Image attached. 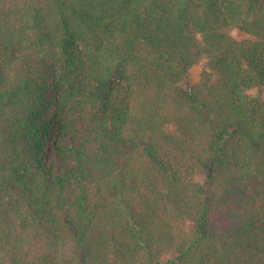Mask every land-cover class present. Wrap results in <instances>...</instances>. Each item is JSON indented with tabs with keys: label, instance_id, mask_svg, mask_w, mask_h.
<instances>
[{
	"label": "trees",
	"instance_id": "trees-1",
	"mask_svg": "<svg viewBox=\"0 0 264 264\" xmlns=\"http://www.w3.org/2000/svg\"><path fill=\"white\" fill-rule=\"evenodd\" d=\"M263 86L264 0H0V264H264Z\"/></svg>",
	"mask_w": 264,
	"mask_h": 264
},
{
	"label": "rangeland",
	"instance_id": "rangeland-1",
	"mask_svg": "<svg viewBox=\"0 0 264 264\" xmlns=\"http://www.w3.org/2000/svg\"><path fill=\"white\" fill-rule=\"evenodd\" d=\"M231 36L237 42L242 41L246 38V35L243 34L242 32H240L239 30H233L231 32ZM204 71H207L206 60L202 59L199 63L195 64L194 66H192L189 69L188 80L186 82H181L180 86L183 89L188 90L190 87L194 86L195 84H197L199 82L200 77ZM249 94L253 97L260 98V99L264 100V86L259 88V89L251 90L249 92ZM46 98L47 99L51 98V92H48ZM53 109H54V107L52 108V110ZM61 115L64 119H72L74 117V115L72 114V111L67 106L61 110ZM58 130H59L58 126H54V129H53L52 134L49 138V141L45 147V155H44L43 159H44L46 166H48V167L51 165V163L54 162V149L52 148V141L56 137ZM65 142L67 145H69V139L68 138L65 139Z\"/></svg>",
	"mask_w": 264,
	"mask_h": 264
}]
</instances>
